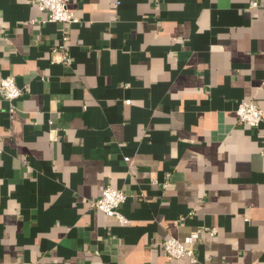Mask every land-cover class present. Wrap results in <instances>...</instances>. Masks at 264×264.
<instances>
[{"label":"crops","instance_id":"obj_1","mask_svg":"<svg viewBox=\"0 0 264 264\" xmlns=\"http://www.w3.org/2000/svg\"><path fill=\"white\" fill-rule=\"evenodd\" d=\"M67 7L69 64L61 24L0 0V77L23 88L0 93V264H264V0ZM106 185L126 222L90 206ZM196 231V261L163 253Z\"/></svg>","mask_w":264,"mask_h":264},{"label":"built area","instance_id":"obj_2","mask_svg":"<svg viewBox=\"0 0 264 264\" xmlns=\"http://www.w3.org/2000/svg\"><path fill=\"white\" fill-rule=\"evenodd\" d=\"M38 9L46 12V16L40 20V23H59L61 24V35L55 50L60 52L62 61L69 64L71 58L69 56V44L67 37V27L70 24L78 22V18L67 7V0H34ZM257 1L249 2L250 8L257 6ZM0 93L2 96L12 102L20 97L23 93V88L18 86L13 75H7L0 77ZM128 102V100H127ZM11 110L13 107L11 106ZM237 119L240 123L246 124L251 127H257L263 120V110L251 101L240 102L236 108ZM1 152V148H0ZM124 159H128L125 157ZM169 173L167 174V177ZM169 184L166 182L165 186ZM127 195L124 191L118 188H113L106 185L102 188L101 194L95 200H90L89 204L92 208L103 211L105 214L116 217L119 222H126V218L120 212V205L126 200ZM209 233L214 235L216 233L215 228H211ZM199 237V232H192L186 236L183 240H179L173 236H170L163 242L160 247L163 253L169 258H181L187 257L191 261L195 260V249L192 247V243ZM32 264H38L36 262Z\"/></svg>","mask_w":264,"mask_h":264}]
</instances>
